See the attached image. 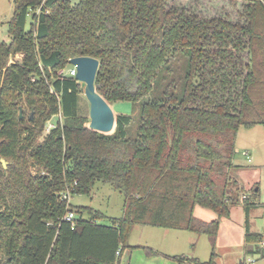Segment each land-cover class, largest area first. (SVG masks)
I'll list each match as a JSON object with an SVG mask.
<instances>
[{"label":"trees","instance_id":"1","mask_svg":"<svg viewBox=\"0 0 264 264\" xmlns=\"http://www.w3.org/2000/svg\"><path fill=\"white\" fill-rule=\"evenodd\" d=\"M11 1L0 43V264H118L136 225L206 235L207 261L170 258L214 264L229 207L264 208L229 178L238 130L264 129V0ZM78 56L99 62L96 106L132 103L109 131L88 127L77 80L57 75ZM98 182L123 196L110 225L60 199ZM196 206L217 217H195ZM68 210L79 214L72 228ZM263 240L264 215L261 232H245L246 254Z\"/></svg>","mask_w":264,"mask_h":264},{"label":"rangeland","instance_id":"2","mask_svg":"<svg viewBox=\"0 0 264 264\" xmlns=\"http://www.w3.org/2000/svg\"><path fill=\"white\" fill-rule=\"evenodd\" d=\"M71 3L77 2V0H70ZM13 11V4L11 0H0V43L8 42L7 40V22L9 21ZM31 24L30 16L26 19L25 28L29 29ZM20 56V55H18ZM21 58L11 56L9 60L13 62L19 61ZM7 61V65L8 62ZM72 66L70 64H66L64 67L65 70L70 69ZM80 86L79 93V106L78 112L81 115L86 114L89 116V113H93L94 101L92 95L88 92L86 85L83 82L77 81ZM93 107V108H92ZM92 109V110H91ZM110 111L115 114H125L131 115L133 113L132 103L129 101H116L109 105ZM59 119L56 115L51 118L50 123L54 124L55 121ZM97 119V114L93 115V122ZM114 128V127H113ZM46 131L43 132L45 135ZM42 135V136H43ZM42 137H40L41 139ZM230 183L233 191L238 193L240 199L244 197H249L251 201L257 202L260 204L264 203V129L262 126H256L251 129H246L241 127L237 133V139L235 142V153L232 159V167L229 171ZM70 202L76 206H88L93 209L101 211L106 217L97 221L98 224L101 225H110L111 218H118L122 216V207H123V196L122 194L113 189L109 184L96 183L92 192L89 195L83 194H75L70 198ZM237 205L242 206V201L238 204L232 205L231 208L237 207ZM242 208V207H240ZM198 210L202 212H206L208 216L206 219L209 221L215 219L217 215L215 212L203 209L201 207L196 208L195 215L201 216ZM261 213L262 219L264 215V208L262 205L255 206L251 208V216L254 217L255 228L256 223L261 222ZM76 217H79V214H75ZM83 218H87L86 214L82 215ZM240 212L232 211L231 219L232 221L228 224H232L234 226L235 231L232 233L234 237L231 242L226 241L225 235L224 239L220 238L219 245L220 250H224L225 258L229 259L232 256L233 252L240 249V245L242 244V240L240 239V235H238V226L239 224ZM230 218V217H229ZM221 221L224 220V217L220 218ZM227 224V223H226ZM260 225V223H259ZM161 228H153L149 226H134L129 234L127 240L128 248L124 249L123 255L119 258L118 264H150L149 258H152V264H156V262H164L166 259H160L159 255H156L153 251L146 252L147 249H150V243L153 238L157 237L155 232H162ZM227 234V233H226ZM201 240L206 242L209 247V241L207 236L201 235ZM141 246V247H138ZM133 246V247H132ZM200 244L198 245V251L202 252V255H205L206 249L200 250ZM210 250V248H209ZM208 251V249H207ZM149 253V254H147ZM191 253V252H189ZM216 254V253H215ZM192 254H187L186 257H192ZM222 256V255H221ZM255 258L257 259L256 264H264V257L260 255V253H255ZM149 260V261H147ZM168 260V259H167ZM166 264H188L187 261L179 263L173 259H169L166 261ZM159 264V263H158Z\"/></svg>","mask_w":264,"mask_h":264},{"label":"crops","instance_id":"3","mask_svg":"<svg viewBox=\"0 0 264 264\" xmlns=\"http://www.w3.org/2000/svg\"><path fill=\"white\" fill-rule=\"evenodd\" d=\"M7 40H9V36L7 35ZM256 127V126H255ZM254 128V127H253ZM251 129V128H250ZM237 139V137H236ZM196 206L194 208L193 214L195 217L204 220V221H209L206 219V216L208 214L206 212H202L198 210L201 216L195 215L196 213ZM242 207V208H240ZM204 209V208H203ZM234 213V211L240 212V217L238 219L239 224H236L238 227V235H240V239L242 240V244L240 245V249L236 250V252H233V254L229 255L232 256L231 258L227 259L225 258V253L224 250H220V245H219V240L220 238L224 239V235L226 238V241H230L234 239L232 236V233L235 231L233 223L228 224L230 221L233 222V219H231V213ZM262 214L261 213V222L258 221L256 223V229L255 228V221L254 217L251 216V209L249 210L248 215H246L245 210L242 206L237 205L235 208H231L229 210V216L224 217L223 221H219V229H218V234L216 237V243H215V258H214V264H240L243 262L246 264L247 258H254L256 261L254 264L257 263V259L255 258V254H246V242H245V232L248 229L250 232H261L263 228V219H262ZM216 215V214H215ZM230 217V218H229ZM212 220V219H211ZM229 221V222H227ZM227 223V224H226ZM231 223V222H230ZM260 223V225H259ZM137 226V225H136ZM150 227V226H149ZM154 228V227H153ZM157 237L153 238L151 240L152 243H150V249L149 252L153 251L156 255H159L160 259H166L164 262H156V264H166L170 257L173 256H187V254H192V257H187L190 260L197 259L200 262L207 261L210 256V246L208 247L206 242H203L201 240V235L193 233V232H187V231H181V230H175V229H163L162 232H155ZM227 233V234H226ZM203 235V234H202ZM206 237V235H204ZM200 244V250L206 249L205 255H202L201 251H198L197 247ZM259 246H264V240L259 243ZM133 247V246H132ZM138 247H141L138 245ZM127 249L128 246L127 244H124L122 250H119V257H121L124 253V249ZM208 249V251H207ZM148 252V251H146ZM191 252V253H189ZM149 254V253H147ZM222 255V256H221ZM168 259V260H167ZM150 264L154 263L152 262V258H149ZM147 260V261H149ZM184 262V261H182ZM188 264H190L191 261H187ZM181 263V262H179ZM193 262H191L192 264Z\"/></svg>","mask_w":264,"mask_h":264},{"label":"water","instance_id":"4","mask_svg":"<svg viewBox=\"0 0 264 264\" xmlns=\"http://www.w3.org/2000/svg\"><path fill=\"white\" fill-rule=\"evenodd\" d=\"M68 64L72 65L76 70L74 78L77 81L83 82L86 85L88 92L96 97L95 88H94V79L99 64L98 60L93 57L78 56V57L70 58L68 60ZM98 104L97 106L94 104L95 108L92 107L93 113H89L88 117L90 121L88 123V127L96 128L100 131H109L112 128V126H110V122H112L113 113L110 111L109 106L103 105L102 108H99ZM95 112L97 114V119L94 124L93 115L95 114ZM21 113H22V109H19L20 117H21ZM0 162L2 166L5 168L6 161L0 159ZM256 252L260 253V255L264 257V246H258L256 248Z\"/></svg>","mask_w":264,"mask_h":264},{"label":"built area","instance_id":"5","mask_svg":"<svg viewBox=\"0 0 264 264\" xmlns=\"http://www.w3.org/2000/svg\"><path fill=\"white\" fill-rule=\"evenodd\" d=\"M38 12H39V10L36 11V13H38ZM18 55H20V54H16L15 56L16 57H20L21 56V55L20 56H18ZM8 62H9L8 64L13 63L12 60H9ZM75 73H76V70H75V68L73 66L70 69H68V70L60 69L59 71H57V75L58 76L68 75V76H73L74 77ZM49 89H50V93L54 92L52 87L50 86V84H49ZM57 116L59 117V119L61 118L60 114H58ZM50 120L51 119H49L46 122V124H45V127H44V131H46L45 133L49 132L50 129H52L54 127V125H55V123L51 124ZM70 198H71V194H70V191L68 189L60 193V199L64 200L67 204L70 202ZM75 217H76L75 213L73 211H71V210H68L66 212L65 216L63 217V219L65 221L70 222V225H71V228H72L73 225H74L73 222H74ZM117 254H119V250L117 251ZM255 261L256 260L254 258L250 257V258H247L246 264H254Z\"/></svg>","mask_w":264,"mask_h":264}]
</instances>
